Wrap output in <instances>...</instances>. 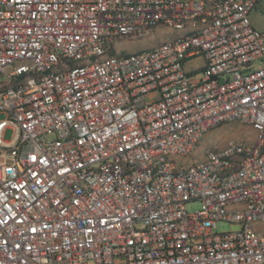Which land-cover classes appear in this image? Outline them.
<instances>
[{
    "label": "built area",
    "instance_id": "1",
    "mask_svg": "<svg viewBox=\"0 0 264 264\" xmlns=\"http://www.w3.org/2000/svg\"><path fill=\"white\" fill-rule=\"evenodd\" d=\"M260 1L0 0V264H264Z\"/></svg>",
    "mask_w": 264,
    "mask_h": 264
},
{
    "label": "rangeland",
    "instance_id": "2",
    "mask_svg": "<svg viewBox=\"0 0 264 264\" xmlns=\"http://www.w3.org/2000/svg\"><path fill=\"white\" fill-rule=\"evenodd\" d=\"M250 19L254 27L260 32L264 33V0H261L258 7L251 12ZM155 46L161 42H167L172 40L175 36L166 33H156L155 35ZM122 44L120 45V47ZM154 46L149 45L143 49H152ZM129 52L132 50L128 49ZM207 62L204 56H197L184 63V69L187 74H202L203 69L206 67ZM260 65V63H259ZM3 80V79H1ZM5 115L0 114V120L4 119ZM13 137V131L8 130L6 132V139L10 140ZM231 140H246L254 141L255 133L253 130L245 125L238 122L225 123L210 131L200 141L198 148L190 156L185 159L179 160V166H189L205 158V152L209 150L224 149L227 143ZM199 202H191L187 205L189 213H195L199 210ZM232 224L229 222H220L217 225L218 233L230 232ZM257 229L264 235V226L259 225Z\"/></svg>",
    "mask_w": 264,
    "mask_h": 264
},
{
    "label": "crops",
    "instance_id": "3",
    "mask_svg": "<svg viewBox=\"0 0 264 264\" xmlns=\"http://www.w3.org/2000/svg\"><path fill=\"white\" fill-rule=\"evenodd\" d=\"M154 40L155 38L151 39V40H143V41H139L135 44H126L123 48V50H125L126 52H128L130 50H132V52H137V51H141L143 50V48L149 46V45H152V46H155V43H154ZM205 159V158H204ZM203 159V160H204Z\"/></svg>",
    "mask_w": 264,
    "mask_h": 264
}]
</instances>
